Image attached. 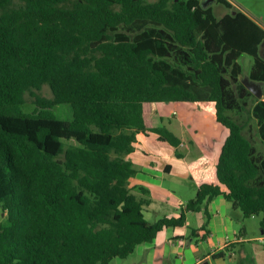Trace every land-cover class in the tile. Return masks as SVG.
<instances>
[{
	"label": "trees",
	"instance_id": "1",
	"mask_svg": "<svg viewBox=\"0 0 264 264\" xmlns=\"http://www.w3.org/2000/svg\"><path fill=\"white\" fill-rule=\"evenodd\" d=\"M204 1L0 0V264H110L188 212L208 217L218 195L240 222L261 215L264 232V154L246 133L264 144V97L238 61L251 55L248 76L264 82V27L229 0H216L232 9L220 18ZM45 84L52 97L34 93L25 111L26 92ZM173 101L207 103L229 134L216 181L198 158L195 198L150 222V191L129 184L130 155L141 134L179 147L151 122L152 103ZM57 104L72 117L59 118Z\"/></svg>",
	"mask_w": 264,
	"mask_h": 264
},
{
	"label": "crops",
	"instance_id": "2",
	"mask_svg": "<svg viewBox=\"0 0 264 264\" xmlns=\"http://www.w3.org/2000/svg\"><path fill=\"white\" fill-rule=\"evenodd\" d=\"M184 102L194 104L198 108L208 109L212 113H210L211 116L213 115V110L206 108L207 103L202 102L173 101L166 103L165 106L164 103H152L151 122L155 127H168L176 136L180 137L181 144L176 149L183 156L185 173H182V170L178 175L172 162H168L163 168L157 167L154 162H137V147L136 151L130 155L137 172L129 179V184L135 189L145 187L150 191V202L144 206L145 216L150 222H155L162 217L180 216L184 205L190 199L195 198L197 184L190 171V165L198 158L204 157L208 161L209 178L211 181H216V165L229 131L217 122L214 115L211 118L207 117L209 127H202L195 118L188 116L187 107L184 108V105L180 112L177 108L171 107L169 113L178 116V118L166 123L165 110H167V106H171L169 103L179 106ZM193 129L198 134H203L202 141L205 140L206 147H203V150L197 147V153L189 157L187 150L189 147L185 139L189 137L191 142H196L197 137L191 132ZM140 136L147 135L141 134ZM156 140L163 142L157 139V135ZM194 147H196L195 144ZM145 153L147 155V152ZM166 181L189 184L188 187L194 190V196L187 197L185 194H178V191L171 188ZM163 191L173 192L174 198L171 199V197L163 195ZM156 195L158 198H155ZM207 208V219L205 218L200 225L192 228L191 235H189L188 219L190 214L196 213L192 211L187 213L183 226L160 230L154 240L140 244L126 258H114L110 264H264V232L261 225L257 231H250L246 225L242 226L243 230L239 229L238 231L234 223L236 211L223 195L216 196L209 202ZM238 217L240 216L236 218L238 224L242 225ZM206 221L205 229L203 225ZM221 252L223 255H218Z\"/></svg>",
	"mask_w": 264,
	"mask_h": 264
},
{
	"label": "rangeland",
	"instance_id": "3",
	"mask_svg": "<svg viewBox=\"0 0 264 264\" xmlns=\"http://www.w3.org/2000/svg\"><path fill=\"white\" fill-rule=\"evenodd\" d=\"M149 1H154V0H149ZM232 3L235 4V6L240 9L241 11H244L247 13L249 16H251L253 19H255L257 22H259L261 25L264 26V0H229ZM208 6H212L215 15L220 18L223 16L225 13L230 12L232 9L227 8L224 4H221L217 2L216 0H210L207 2ZM264 52V49H263ZM239 63L242 65L243 68V74L242 77L248 76L250 73L252 66H253V57L249 54H243L239 58ZM37 93L41 96L44 97H52V90L48 84L43 85V87L40 90L33 89V90H28L26 92L25 98H26V103L23 105V108L27 112H32L35 108V103L34 99L36 98L35 94ZM258 98V97H257ZM253 102V100H252ZM176 103V102H174ZM168 104V103H167ZM164 103V106L167 105ZM171 106H167V110H165V121L166 123L171 120H175L178 118V116H173L171 113H169L171 107L172 108H177V110L180 112L183 110V107L188 110V116L195 118L202 127H209L207 121V117H212L211 112L208 109H202L198 108V106L194 104H188V103H183L179 104V106L173 105L169 103ZM182 105H184L182 107ZM55 114L62 119H70L72 117V110L71 107L68 104H57L54 108ZM211 113V114H210ZM192 134H195L197 137L196 142H191L189 140V137H186L185 141L187 143V148L189 157H192L193 154H196L198 151V148L200 150H203V147H206L205 145V140L204 142L202 141L203 134L195 131L194 129L191 130ZM247 135L251 133V136L253 137L255 141V145L257 146L258 150L264 154V144L261 142V140L258 138V135L256 133V129L252 131H247ZM194 144L196 147H194ZM137 162L142 161V162H154L155 165L159 168H163L168 162H172L173 165L175 166L176 172L178 175L179 172L185 173V166H184V159L183 156H178L177 149L169 144L168 142H159L156 140V134H150L147 136H140L137 143ZM198 147V148H197ZM186 150V151H187ZM147 152V155H145ZM168 185L171 188H175L178 191V194H185L187 197L189 196H194V190L190 187H188L189 184H182L179 181L177 182H172V181H166ZM186 185V186H185ZM171 197V199L174 198L175 195H173V192H167L163 191V195ZM161 195V194H160ZM155 198H158L157 195ZM169 200V199H167ZM236 212L234 213V223L236 228L241 229L243 225H246V227L250 231H257L260 228V221H261V215L257 216H252L247 219H245L241 224H238V219L237 216H240L238 218L242 217V212L240 209L235 210ZM237 213V216H236ZM205 212L204 211H198L194 214L189 215L188 222L190 224L189 228V235H191V229L200 225L202 220H205ZM207 219V218H206ZM6 222V213L2 210V207L0 206V224ZM181 229H184V227H181ZM121 259V258H118Z\"/></svg>",
	"mask_w": 264,
	"mask_h": 264
},
{
	"label": "water",
	"instance_id": "4",
	"mask_svg": "<svg viewBox=\"0 0 264 264\" xmlns=\"http://www.w3.org/2000/svg\"><path fill=\"white\" fill-rule=\"evenodd\" d=\"M207 1L210 0H206L203 2V7H207L208 3ZM264 49V43L262 44V49H261V53L262 55H264L263 52ZM242 82L244 83V85L259 99L264 97V82L263 81H256L251 79L249 76H245L242 77Z\"/></svg>",
	"mask_w": 264,
	"mask_h": 264
},
{
	"label": "built area",
	"instance_id": "5",
	"mask_svg": "<svg viewBox=\"0 0 264 264\" xmlns=\"http://www.w3.org/2000/svg\"><path fill=\"white\" fill-rule=\"evenodd\" d=\"M263 242H264V239H263Z\"/></svg>",
	"mask_w": 264,
	"mask_h": 264
},
{
	"label": "flooded vegetation",
	"instance_id": "6",
	"mask_svg": "<svg viewBox=\"0 0 264 264\" xmlns=\"http://www.w3.org/2000/svg\"><path fill=\"white\" fill-rule=\"evenodd\" d=\"M206 1V0H205ZM208 2V1H207Z\"/></svg>",
	"mask_w": 264,
	"mask_h": 264
}]
</instances>
